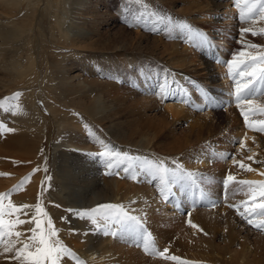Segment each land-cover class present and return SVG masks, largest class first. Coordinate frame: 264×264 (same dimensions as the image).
I'll list each match as a JSON object with an SVG mask.
<instances>
[{"label":"rangeland","instance_id":"1","mask_svg":"<svg viewBox=\"0 0 264 264\" xmlns=\"http://www.w3.org/2000/svg\"><path fill=\"white\" fill-rule=\"evenodd\" d=\"M23 1L25 0H13L11 5L3 6L1 4L3 1L0 0V22L12 21V23H19L21 17L28 9L29 1L33 2L34 7L30 6L29 8L34 15L32 36L30 35L33 43L29 48L25 49L22 47L20 51H17L16 48L13 49V58L21 61L22 66H26L27 58L25 57L31 52L30 54H32V57L34 56L33 60H35L36 66L33 71H26L24 67L21 68L22 72L25 71L23 73L24 79H21L24 82H19V80L18 82H13L7 73L0 72L1 82L4 84V87L0 89V101L5 100L7 97H12L16 93L22 94L17 101H9L5 108H0V125H3V127H0V155L5 153V148L2 145L7 140L27 139L29 143L31 142L30 139L33 140L27 137V134L24 132L27 126L30 128H35V125L38 127L44 126L42 128L43 138L38 143V147H36L37 151L34 149L36 153L30 160L25 155H19V158L0 156V193L12 192L10 200L16 205H35L39 199L42 206L46 208L48 213L50 212L49 215L58 229V239L74 252L77 257L78 255L74 247L68 243L67 239L69 235L73 234L78 239L77 244H82L86 237L84 233L88 232L95 238L96 236L99 237L101 231L93 229L89 232V222L72 216L66 211V209L71 207L54 201L53 198L56 195L58 184L56 181L53 182V146L60 142L62 144L63 139L68 133L66 127L71 125L70 127L75 129V137H82L81 135H83L88 146L91 148L90 153L86 152L91 157H84L86 162H89L90 159L101 160L97 154L102 150L100 141L105 138L110 139L111 145L113 147L116 145L114 149L119 150L121 153H128L134 157L137 153L112 140L100 126L91 122L90 118L84 115L85 109L94 106L111 105V96H114L117 103L122 105L124 109L127 105H134L132 107H135V105L141 106L146 103L160 106L161 99L158 96V85L161 80L164 77L169 79L170 74H182L183 77H181L185 85L194 92L191 99L192 103L187 104L186 108L197 118V122L202 126L200 128L201 132H198V136L196 137L198 141H195L193 138L190 147L193 146L192 148L199 153L205 152L210 157V163L206 169L194 171L199 174L198 182L200 187L207 193L208 198L200 200L201 205L198 202L193 206L192 200L189 201L188 207H190V211L211 210V202L221 205L225 201L223 180L226 176L224 175L231 173L235 176L246 172L242 171L238 165L233 164L231 160L232 156L237 161L249 164L251 161L247 159L249 155L256 154L257 152L264 155V134L245 127L240 110L236 107L234 97L231 95L233 86L232 81L228 78L227 67L223 66L225 61L231 59L232 54L246 50L242 48V42L255 44L260 46V48H264V35L253 36L251 33H248L243 37L242 42L240 36V30L244 27H253L257 32L264 29V21H257L255 25L240 23L239 11L234 6V0H194L202 8L196 10V18H189L192 15H189L191 11L181 12L183 8H188L189 6L183 0H139V2L137 0H83L87 1L85 7L82 9L84 16L87 13L92 17V19H89V22H84L82 25L84 36L82 39L77 38L75 40L69 35L67 37V39L70 38L68 42L60 40L58 43L51 36L54 30L51 31V26H49L52 13L49 3L46 0ZM59 1L57 12L62 17L63 22L65 21L64 26H68L72 14L70 10L71 6H69L71 0ZM36 7L39 10H36ZM135 16H140L139 23H136L133 19ZM169 21H171L172 26L169 25ZM178 23H187L193 29L203 32L209 37L214 47L196 46L195 42L189 41L186 33H182L174 27ZM4 28H0V33H4L5 31L13 33V27ZM17 43L19 41L16 42V45ZM171 43H177L180 49L185 48L189 52V55H194L193 66L198 67L196 72L188 70L181 72L179 70L167 71L161 59L163 57L160 54L163 48L170 50L172 48ZM218 58L219 62H217ZM56 63L64 67V73L59 72V67L55 66ZM201 63L202 65L208 63L211 66V72L215 74L212 80L217 85L213 84L211 86L206 75V70L204 72L199 69V67H203ZM29 72L31 73L30 75L28 74ZM141 73L149 75L151 79H144ZM73 75H77L78 77L73 78ZM13 76V79H16V76ZM63 77H65V85L62 86L60 79ZM67 78L71 80L68 83ZM190 82H194L195 85L208 92L218 105L213 107V109L210 108V104L205 107L199 92L193 86V83ZM110 85L115 86V88L110 87ZM140 87L142 88L140 89ZM67 89L73 91V94L68 95V97L65 95V90ZM67 100L77 103L80 109L67 107L66 105H72ZM256 103L264 105V96L257 97ZM158 109L159 113L148 112L147 114L151 120L149 123L146 121L140 122L139 128L147 124L150 125L152 130L156 128L158 126L157 121L162 119L160 113L162 109L159 107ZM14 112L15 114H13ZM57 112H61L64 116L66 127L63 130L61 126L60 129L57 128L55 119L53 118L52 113ZM117 117L121 119L120 116L117 115ZM26 118L29 125L26 123L27 125L25 126L22 120ZM261 119H264V117H252L250 122ZM138 120L140 121V119ZM206 122L207 125L205 126ZM77 125L80 126L79 129ZM7 128L14 131H5ZM173 129L175 136L181 139L187 133L185 125L179 126L173 124ZM243 133H245L244 135H248L245 140ZM241 140H244V148L239 147L238 142ZM139 157L157 161V156L151 152L144 153ZM225 157L229 158L225 159ZM259 158H262L261 155ZM104 159L107 160V158ZM45 168H47V172L44 171ZM114 168L117 167L114 166ZM112 174L107 175V177L106 174H99V176L103 177L102 180L117 176L115 172ZM47 177L51 179L48 180L46 179ZM25 178L29 179L25 181ZM132 179L130 172L129 178L123 180L130 183ZM118 180H122L120 176ZM139 180L140 182L135 184L142 186L145 181H142V178ZM236 180L243 179L236 178ZM22 181L25 182L20 187ZM153 187H156L155 183ZM13 189L17 190L13 192ZM32 189H35L36 198L34 201H27V195H29ZM246 191V187L230 183L227 190V200H230L232 204L244 201L248 199L244 194ZM155 192L156 194L158 193L157 187ZM158 197L162 202L161 197ZM5 204H7V201H5ZM56 205H60V207H56ZM96 206L93 205L88 208L73 207L72 209H90ZM185 214L182 213L180 216H185ZM61 217L66 219L62 220ZM20 218L28 219V217L24 216ZM238 218L243 228L237 235L231 238L229 248L236 253H241L243 247H248V253L252 259L251 264H255V261L259 259H262L260 264H264V248L253 240L254 234L264 239V233L253 229L242 221L240 217ZM76 222H82L80 223L82 228H74ZM163 224L167 229L170 227L174 229L177 226L176 224H180L181 232H187V235L193 229L187 223V220L174 224L163 220ZM29 227L28 224H23L17 230L27 233ZM239 227L235 228L236 231ZM62 228H64L63 232L60 231ZM72 229H76V231L72 232ZM195 230L192 233H199V231L196 230V232ZM201 236L214 242L217 246L215 252L218 257H226L221 250L226 245V237L221 229H217L215 234H204ZM111 237L113 243L115 242L119 246H126L127 248L139 251L141 257L145 258L146 261L157 260L164 264H177V262L169 259L146 254L142 247L136 246V244L130 242L128 239ZM154 244L158 251L168 248V255H174L181 260L191 262V264H208L200 262L196 258H184L181 255L175 254L171 251L169 242L161 243L160 245L155 239ZM10 256L11 253H8L7 257ZM0 264H15V261L6 258L5 255L0 256ZM62 264H76V261L71 257H66L62 261Z\"/></svg>","mask_w":264,"mask_h":264},{"label":"bare ground","instance_id":"2","mask_svg":"<svg viewBox=\"0 0 264 264\" xmlns=\"http://www.w3.org/2000/svg\"><path fill=\"white\" fill-rule=\"evenodd\" d=\"M2 1L3 2L1 4L3 6H8L13 3V0ZM183 1L186 2L185 4H188L189 6L187 5L188 8H183L181 12L184 13L187 11H191L189 15H192L189 18H196V10L202 8L199 7L194 0ZM23 2H26V0ZM46 2L49 3V8L52 12L49 26H51V31L54 30V32L51 34V36L55 39L54 41L56 43H58L60 40H65L68 42L70 38L67 39V37L69 35H71V38L75 40L77 38L82 39V37L84 36L82 25L84 24V22H89V19H92V17L87 13H85L84 16V13L82 12V9L85 7L87 1H70L71 4L68 5L71 6L70 10L73 15L71 14V17L69 19L70 23H68V26H64L65 21L63 22L62 17L59 16L57 12V6L60 1L46 0ZM30 6H33L32 1H29L28 9L21 17L19 23H12V21L0 22L1 29H3V27H13V33H8L7 31H5L4 33H0V72L5 74L7 73V75L11 77L13 82H18V80L19 82H24L21 81V79H24L23 73L25 72H22V67L26 68V71H33L34 68H36L35 60H33L34 56L32 57V54H30L31 52L27 57H25L27 58L26 66H22L21 61L13 58V49L16 48L17 51H20L22 47H24L25 49L29 48L33 43L30 35L32 36L34 15L29 9ZM36 10L39 9H37L36 7ZM17 41H19V43H17L16 45ZM171 45L172 48L170 50H168L167 48H163L160 54V56L163 57L161 59L163 60V65L164 67H166L167 71L179 70L181 72L188 70L196 72L198 70V67L193 66V58H195L193 57L194 55H189V52L185 48L180 49L177 43H171ZM55 66L59 67L60 73H64V67H61L58 63H56ZM201 66L203 67H199V69L204 72L206 70V75L208 76L211 86L213 84L217 85L212 80V77L215 76V74L211 72V66L208 63L204 65H202L201 63ZM28 74L30 75L31 73L29 72ZM13 75L16 76V79H13ZM22 76L23 78H21ZM181 76L183 77V75L180 73L170 74L169 80L175 78V80L178 81L179 84L188 91L189 96H191L192 99L194 92L185 85L184 80H182ZM77 77V75H73V78ZM64 78L65 77L60 79L62 86L65 85ZM70 81V78H67V83ZM3 87L4 84L3 82H1L0 78V89H2ZM110 87L115 88V86L113 85H110ZM141 88L142 87H140V89ZM171 92L172 95H170L167 100L161 98V96L158 94L159 98L161 99L160 106L153 104L149 105L146 103L145 105L141 106L135 105V107H132L134 105H127L125 109L122 108V105H119L117 103V100L114 96H111V105H103L99 107L94 106L91 108H87L84 110V115L88 116L91 122L100 126L102 130L112 138V140H115L123 147H128L133 152L136 151L137 153L135 154V157H139L144 153L146 154L151 152L152 154H155L157 156V161H164L169 167H174L173 162H179L187 171L194 172L200 169H206L210 163V157L208 156V154L205 152L199 153L194 148H192L193 146L190 147V144L192 143L191 140L193 138L195 141H198L196 137L198 136V132H201L200 128H202V126L199 122H197V118H195L193 114L186 108L187 104L181 102V100L183 99V95L182 93L178 92L174 85L171 88ZM71 94H73L72 90H65L66 97ZM67 101L72 104L66 105L67 107L80 109L77 103L70 102L69 100ZM217 105L218 104L215 100V104H210L209 106L213 109V107H216ZM158 107L162 109V111H160L162 119L157 121L158 126L153 130L148 124L139 128L140 122L143 123L146 121L149 123V121L151 120V118L147 114L148 112L159 113ZM60 113L57 112L52 114L53 118L55 119L57 128L60 129L61 126V129L63 130L64 127H66L65 120L63 114ZM117 115L120 116L121 119H119ZM138 119H140V121ZM22 121L25 123V126L27 124L29 125L27 118ZM173 124L186 126L187 133L182 137V139L175 136ZM206 125L207 122L205 123V126ZM70 126L71 125H69V127H66L68 133L66 134V137L64 139L62 138V144H60V142L53 146V162L54 164L56 163V165L53 164L52 166L53 182L56 181L58 184L56 195L53 198L55 202H61L65 206L71 208H88L90 206H96L101 203L123 204L131 209L134 215L145 216L147 220L145 226L152 234L153 239H156L158 244L160 245L161 243L164 244L165 242H169L171 251L175 254L181 255L184 258H196L200 262L208 264L252 263L251 256L248 253V247H243V251L241 253H236L229 248V245L231 244V238L237 235L243 228L242 224H240L239 222V216L236 214V211L227 207V203H231L230 200H227V202L224 201L222 204L220 203L221 205H217L216 207H212L211 210L190 211V207H188V205L189 201L192 200V197L189 195H185L182 197H178V199H180L181 201V207L179 210H177L173 206L175 204V200L167 203L164 201L161 202L160 198L158 197L159 195L157 196L158 193L156 194L155 191L156 187L158 188L159 186L158 178L153 179L145 175L142 177V181H145L144 184L142 186H139L136 184L137 182H140V180L132 179L130 183L123 180L129 178L130 175V172L126 173L123 170L125 165L109 169L106 166V159H101L102 161L100 159H90L89 162H86L84 160V157H91L89 154L91 148L90 146H88V143L86 142L83 135H81L82 137H75V129ZM77 126V128L79 129L80 126ZM43 127H38L35 125V128L31 127V129L29 126H27L24 132L25 134H27V137L32 138L33 140L30 139V143L29 141H27V139H13L11 141L7 140V142L2 145L5 148V153L0 156L6 158H10V156H13V158H19V155H25L29 160L32 159L37 151L36 147H38V143L43 138ZM244 134L245 133H243V135ZM247 136V134L244 135V140ZM109 140L108 138L102 139L104 143H107L112 148H116V145L113 147ZM154 142L157 143L154 144ZM258 154L259 152L256 153V158L254 159L256 161H259V163H253V161H250L248 164L257 171L245 172L244 174L233 176L249 181H264V175L258 174L259 172H264V155L260 153L259 156L261 155L262 158H259V156H257ZM108 172H115L117 176H114L116 178L111 177L109 179L104 178V180H102L103 177L101 178L99 174H106L107 177V175H109L107 174ZM119 176L122 179L121 181L118 180ZM154 183L156 184V187H153ZM34 190H30V193L26 198L27 201H34V199L36 198ZM198 202L200 204V200L196 203ZM182 213H186L185 216H180ZM188 219H191L192 223L196 224L198 226V229H203V231L201 232L196 229L197 231H199V233L194 234L192 233L194 232V229H192V231L190 230V234L187 235V232H181V229L179 227L180 224H176L177 226H174V229H172L171 227L167 229V227H164L163 224V220L170 221V223L172 222V224H174L181 223L184 220L188 221ZM78 223L79 222L75 223L74 228H82V225L80 224L82 222L79 223L80 225ZM236 227H239L237 231L235 229ZM217 229H221L224 232V236L226 237V245L221 249L223 255L226 256L225 258L217 256L215 252L217 246L214 244V242H212L208 238L201 236L204 235V233H207L208 235L215 234L217 232ZM60 231L63 232L64 228H62V230ZM69 237L68 239L66 238L68 240V243H70V245L74 247L79 259L83 261L84 264H164L160 263V261L157 260L146 261L145 258L141 257L139 251L131 249L129 247L127 248L126 246H119L115 244V242L113 243L111 241V235L106 236L102 231L99 237L96 236L95 238L92 234L89 233L88 235H86L82 244H77L78 239L74 237L73 234L69 235ZM253 240L255 242H258V244H261L264 248L263 238L259 237L257 234H254ZM5 255L7 257V254ZM260 261H262V259L256 260L255 264H260Z\"/></svg>","mask_w":264,"mask_h":264},{"label":"snow or ice","instance_id":"3","mask_svg":"<svg viewBox=\"0 0 264 264\" xmlns=\"http://www.w3.org/2000/svg\"><path fill=\"white\" fill-rule=\"evenodd\" d=\"M234 6L239 11L240 23L255 25L257 21H264V0H234ZM133 19L136 23L140 22V16H135ZM169 25L172 26L171 21H169ZM174 27L182 33H186L189 41L195 42L196 46L214 47L208 36L193 29L187 23H178ZM248 33L253 36L264 35V29L257 32L253 27L242 28L240 30L241 42ZM242 48L246 50L232 54L231 59L225 61L223 66L227 67L228 78L232 81L233 86L231 95L234 97L236 107L240 110L245 127L264 134V119L250 122L252 117H264V105L256 103L257 97L264 96V48L243 42ZM217 62H219V58ZM141 76L151 79L149 75L144 73H141ZM190 83H193V86L196 87L205 107L209 104H215V100L208 92L195 85L194 82ZM173 85L183 95L181 102L191 104L192 100L188 91L175 78L169 80L164 77L161 80L158 85V94L161 98L167 100L172 95L171 88ZM21 95V93H16L12 97L0 101V108H5L9 101H17ZM0 127H3V125H0ZM5 131L12 132L14 130L7 128ZM238 143L240 148L245 147L244 140ZM100 144L102 150L97 155L101 159L107 158L106 166L109 169L114 166L125 165L123 170L126 173L131 172L132 178L135 180H139L145 175L153 179L158 178L159 196L166 203L175 200L173 206L177 210L181 207V201L178 197L191 196L193 206L196 201L208 198L207 193L200 187L198 182L199 174L185 170L181 163L173 162L174 167H169L164 161L130 156L128 153L115 150L103 141H100ZM255 155L253 153L247 159L253 161V163H259L254 159ZM228 158L225 157V159ZM231 160L242 171H257L250 165L237 161L234 156L231 157ZM44 171L47 172V168ZM107 174L111 175L112 173L108 172ZM258 174L264 175V172ZM28 179L25 178V181ZM46 179L50 180L51 178L47 177ZM25 181H22L20 187L23 186ZM230 183L246 187L247 191L244 194L248 199L237 204L227 203V207L234 209L247 225L264 233V181L236 180L231 173H228L223 180L225 202L228 199L227 190ZM16 190L13 189L12 191L15 192ZM11 195L12 192L0 193V249H2L0 256L11 253V256L6 258L15 261V264H62L66 257L73 258L76 264H84L74 252L58 239V229L39 199L35 205H16L11 202ZM5 201H7V204H5ZM210 206L216 207L217 204L211 202ZM56 207H60V205H56ZM66 211L80 220L89 222V232L95 229L96 231H102L106 236L111 235L120 239H128L136 246L142 247L146 254L153 257L159 256L163 259L175 261L177 264H191V262L181 260L174 255H168V248L158 251L152 234L145 226L147 223L146 217L132 214V210L123 204H100L90 209L68 208ZM21 216L28 217V219H21ZM61 219L66 218L61 217ZM187 223L193 229L203 231V229H198V226L192 223L191 219H188ZM23 224L30 226L27 233L17 230ZM71 231L75 232L76 229ZM84 234L88 235L89 233ZM204 234L207 235V233Z\"/></svg>","mask_w":264,"mask_h":264}]
</instances>
